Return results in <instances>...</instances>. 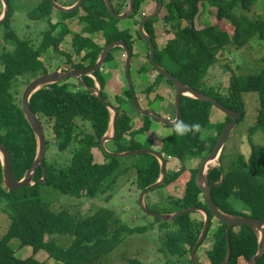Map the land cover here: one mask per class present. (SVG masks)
I'll return each mask as SVG.
<instances>
[{
    "label": "trees",
    "instance_id": "trees-1",
    "mask_svg": "<svg viewBox=\"0 0 264 264\" xmlns=\"http://www.w3.org/2000/svg\"><path fill=\"white\" fill-rule=\"evenodd\" d=\"M145 1L148 0H135L134 14L131 18L140 13L141 4ZM127 2L128 0H115L113 4L115 12L122 13L127 7ZM257 2L259 0H163L162 9H165L166 13L162 18L171 26L172 38L163 48L158 47L154 29L158 18L147 22L144 30L152 39L155 60L158 64L177 76L187 86L240 112L241 119L245 114L244 94L256 93L259 103L258 111L256 121L249 128V132L254 134L262 131L264 135V59L261 60L260 70L249 76L239 74L236 76L229 65L225 64L223 72H230L231 76L224 95L220 93L217 86H209L207 83L209 68L219 59L226 58L228 52L246 47L255 36L264 40L263 15L257 18H250L245 14L235 15L237 11L242 10L243 13L251 11ZM207 4L216 8L215 16L212 17L217 21L225 19L235 28L245 25L243 44L239 45L233 36L225 35L218 24L207 25L201 29L194 26V19L199 14V8ZM46 6L47 9L50 8L48 1ZM83 6L87 13L84 21L87 25L85 30L88 33L103 32L107 45L122 40L133 50L132 34L128 29L124 30L118 26L120 21L109 14L104 0H86ZM47 9L45 13H48ZM75 14L76 12H73L64 16L70 17ZM10 17L11 11L5 19V24ZM182 21L188 24L181 27ZM135 34L142 40L137 30ZM3 39L13 44V50L8 53L4 51L0 55L2 66L0 69V142L10 152L14 177L20 180L31 168L37 148L34 133L22 110L21 96L26 85L41 74L37 70L38 63L33 53L25 51L15 34L7 32ZM73 46L77 54L89 47L91 64L96 61L104 48L96 45L91 39L78 41L76 38H74ZM112 59L111 51L106 61L110 62ZM140 73H145V69L142 68ZM159 77L161 80L164 79L158 74L157 79L145 88L143 93L147 96L152 94L160 85ZM97 79L102 87L109 83V81L105 82L100 74ZM164 80L173 87L170 81ZM123 81L125 85L124 90L119 93L121 96H115L117 104L111 103L102 92L103 98L113 104L118 112L117 135L107 142L114 147L110 150L112 152L141 149L134 137L151 128V119L144 116L141 121L134 124L130 110L132 95L127 88L124 75ZM89 84H93L92 79L89 80ZM80 86L83 87L82 84L71 82L50 85L35 92L29 100L31 110L37 115L44 128L46 155L51 150L50 145L54 146L56 152L66 153V160L61 161L62 165L57 162L61 158L56 152L53 161H48L45 155L46 179L43 183L38 182L43 175L42 168H39L33 178L36 182L34 186L7 192L2 184L0 162V212L10 221L6 233L0 239V264H41L34 258L38 251L46 252L48 258L57 264H99L128 237L154 227V224L129 227L114 209L102 208V206L90 216L77 219L66 208L55 211L50 201H45V197L40 192V187L43 186L47 187L44 190H55L60 196L94 199L108 194L123 176L129 175L126 182L135 185L138 191L155 183L159 178L160 165L154 156L147 155L151 160L144 168H140L137 163L128 164L123 160L124 158L108 156L102 151L100 140L108 130L110 112L88 90L77 88ZM215 88L217 91H212ZM207 89L211 91V94L206 93ZM112 90L118 91L115 88ZM156 97L164 101L161 97ZM211 107L212 105L208 102L183 96L180 104V122L170 127L171 134L161 144L163 151L160 153L181 161L187 157L204 158L210 153L219 133L231 121L225 116L226 121L217 125L215 135L204 136V131L212 130ZM85 126H88L86 131ZM249 142V155L246 158L239 155L238 161L226 169L211 168L208 171V180L210 185L218 182L221 171H225L223 183L213 185L211 190L212 198L221 211L231 215L247 216L237 211L235 202L239 203V210H245L246 206L251 211L248 217L264 219V145L252 143L250 137ZM95 152H101L105 160L100 163L95 162ZM184 172V168L180 171L171 170L169 174L166 171L162 185H170L178 181ZM196 173L197 169H194L189 176H186L181 197L169 196L176 212L189 207L206 209L204 197L195 182ZM110 197L111 195L104 197V201L102 197L101 200L109 202ZM231 200L235 201L230 202ZM210 218H212L211 215ZM156 220L162 222L159 225L161 230H168L169 226L174 228L164 234V240L161 238L163 241L157 248L159 250L157 253L162 255L167 263L179 264L178 259L190 255L201 232L202 220H194L190 214L179 216L172 222H166L160 218ZM225 227L218 224L214 228L213 244L205 253L207 264H221L226 256ZM56 236H59L64 243L60 239L57 241ZM229 237L231 256L228 264H250V259L256 254L258 248L256 234L247 226H239L230 231ZM12 239H18L22 248L30 247L33 255L24 259L17 258L15 251L9 245ZM188 263L191 264V261L189 260ZM128 264L143 263L137 258H131ZM256 264H264V253Z\"/></svg>",
    "mask_w": 264,
    "mask_h": 264
},
{
    "label": "rangeland",
    "instance_id": "rangeland-1",
    "mask_svg": "<svg viewBox=\"0 0 264 264\" xmlns=\"http://www.w3.org/2000/svg\"><path fill=\"white\" fill-rule=\"evenodd\" d=\"M15 3V7L12 4V13L9 21L6 24L0 25V49L6 44L3 41L5 38L6 32H12L16 36H21L22 34H27L28 27L33 24L34 21H30L29 18H34L35 13H37V5L38 0H10L11 3ZM61 1V0H58ZM152 4H147L145 1L142 3V8L140 13L135 16V19L139 21L141 19V14H148L152 12V8L155 5V1L152 0ZM153 5V6H152ZM166 13L165 9H162L161 14H159L156 18H158L157 22L154 24V29L157 34L156 43L158 47L161 49L165 46L167 41L173 35L171 26L164 22L163 15ZM216 13V8L210 5L203 6L199 8V14L196 15L194 19V26L197 29H201L202 26L205 27L211 24H218L221 29L225 32V35L233 36L236 40L237 44H243L245 39L244 28L245 25H239L238 28L231 26V23L225 19L216 20L214 17ZM236 16L245 14L250 18H257L261 15L264 16V0H259L251 9V11L243 13L241 11L235 12ZM1 16V15H0ZM60 14L56 12H52V17H59ZM239 18V17H238ZM76 19V18H75ZM118 26L127 27L128 21L119 20ZM132 23L131 25H133ZM188 23L185 21L181 22V27L186 26ZM133 30V29H132ZM74 33V32H73ZM96 36L91 35V41L94 42L96 40ZM100 40V39H98ZM9 44V40L7 42ZM66 45H63L65 48ZM101 47H104V44H101ZM134 53L135 57L132 59L131 63V76L132 81L135 87V93H137V97L139 99L140 105L143 108H149L153 111L163 115L165 112L174 108V100L171 97H165L169 102L168 105L161 99H158L156 95L160 96V91L154 92L147 96L143 91L142 77L140 75H144L143 73L138 75L139 67L145 66L148 70L149 67L153 70L150 63L147 62L146 53H148V47L144 40H139L134 43ZM51 55V52L48 53ZM124 52L120 50L112 51V61L108 62L105 60L102 65V70L99 71L100 75L103 77L105 82H108L112 76V69L115 67L118 68L116 60H120L121 71L123 72L124 67ZM117 57V59H116ZM264 59V40L259 39L257 36L253 37L249 43H247L246 47L241 49H232L231 52L226 54V58L219 59L214 66L209 68V77L207 83L209 86H217L220 89V93L222 95L226 94V89L229 86V79L231 76L230 72H223V66L225 64L229 65L231 71L238 76H249L253 73H257L261 65V60ZM50 61V60H48ZM148 66V67H147ZM221 66V67H220ZM56 63H53V69H55ZM2 69V67L0 68ZM118 72V71H117ZM116 72V73H117ZM53 73V72H49ZM161 80V77H159ZM75 84V80L69 81ZM164 82V79L161 80L160 84ZM147 83V82H146ZM123 87L124 85L119 82ZM148 85L145 84V87ZM170 90L172 91V87L169 85ZM218 89V90H219ZM206 93L211 94V91L205 90ZM212 91H217V88ZM105 96L108 100L117 104L115 96H121L118 91L115 95L110 92L107 88L104 91ZM165 94V91H163ZM169 96V95H168ZM173 100V105L171 107V101ZM245 114L243 119L238 120L237 126L231 132L229 138L224 144V151L222 152V157L220 159V163L222 168L226 169L236 161H238L239 155L248 156L249 155V139L248 135L250 134L249 128L255 123L257 111H258V96L256 93H248L243 96ZM128 107V106H127ZM129 108V107H128ZM130 110L134 115H137L139 120L141 121L143 116L135 113L132 106H130ZM172 111V110H171ZM211 114V124L212 130L204 131V136H210L216 134L217 125L224 123L226 121L225 114L214 108L213 106L210 109ZM170 115V114H168ZM167 117V116H165ZM134 121V120H133ZM137 122V121H134ZM85 131L88 130V126H85ZM172 129L169 126H163L158 121L151 119V128L142 134H138L134 137V140L139 144L141 149H150L156 152L163 151V146L158 144H163L164 139L167 138L171 134ZM251 142L257 145H264V135L262 131H258L254 134H250ZM107 149L112 150L114 147L109 143L106 144ZM51 150L47 152L46 158L48 161H53L55 159V148L53 145L49 147ZM57 156L61 158L59 164H61L62 160H66V153H58ZM96 156V155H95ZM94 156V157H95ZM166 156V155H165ZM103 157V155H102ZM124 161L128 164L137 163L140 168H144L151 160L150 156L147 155H129L123 157ZM172 157L166 156V168L167 173L169 174L171 170L180 171L182 168L185 169V172L181 174L178 181L171 183V185H160L159 187L148 191L144 198V203L146 207L157 214H172L176 212L175 206L170 202L169 196L179 197L182 191L184 190V181L186 176L192 173L194 169H197L199 163L202 160V157L198 158H184L183 161L178 159H171ZM95 162L97 157L94 158ZM105 160L104 158H102ZM64 162V161H63ZM213 165L216 163L213 162ZM62 165V164H61ZM172 168V169H171ZM131 175V174H130ZM129 176V175H128ZM128 176L120 177L119 181L109 190L108 194L111 195L109 202H103L105 196H99L94 199L81 198L76 199L70 196H60V194L55 190H44L47 187L41 186L40 192H42L45 197V201H50V205L55 211L66 208L69 212H71L77 219L90 216L97 208H109L114 209L118 214L120 219L129 227H141V226H149L154 224L153 228L143 232L137 233L128 237L125 242H123L117 249L113 251L110 255L106 256L102 259L99 264H128L129 259L137 258L143 264H169L166 260L157 253L159 250L157 249L161 245V241L164 239V234L168 231L174 229L173 226H169L168 230H161L159 225L162 224L161 221L156 220V218L152 216H147L143 210L140 208L138 200L140 197V191L135 189V185L127 181ZM180 189V191H179ZM103 197V198H102ZM102 198V200H101ZM235 200H231L230 202H234ZM234 205L237 211L245 213L247 217L251 215V211L245 206V210H239V203H235ZM191 218L194 220H198L203 218V215L200 212H194L191 214ZM199 221V220H198ZM10 221L8 217L0 212V239L6 233L9 227ZM215 226L209 228L206 239L203 244L198 248L196 252V257L198 260L201 259L202 252L204 250V244L208 245L211 242L212 233L214 231ZM163 240H162V239ZM60 239L59 236H56V240ZM63 242L62 239H60ZM64 243V242H63ZM10 247L15 251V255L19 259H24L33 255V251L30 247L22 248L20 246V241L18 239H12L9 243ZM34 258L41 262V264H57L54 260L48 258V254L44 251H38ZM179 264H189L190 255L185 256L184 258L178 259ZM178 264V263H177Z\"/></svg>",
    "mask_w": 264,
    "mask_h": 264
},
{
    "label": "water",
    "instance_id": "water-1",
    "mask_svg": "<svg viewBox=\"0 0 264 264\" xmlns=\"http://www.w3.org/2000/svg\"><path fill=\"white\" fill-rule=\"evenodd\" d=\"M3 4L5 6L4 12L0 16V25H2L5 21L6 15L8 13V0H2ZM85 0H78L73 4L71 7H63L55 2V0H50L51 5L60 13L69 14L72 13L80 8L82 3ZM105 6L109 12V14L115 18L116 20H125L133 15L134 9H135V0H128L126 9L118 14L115 12L112 0H104ZM162 5L163 0H157L152 12L143 15V17L140 19L138 24V33L142 40H144L148 45V59L150 64L152 65V68L154 71L162 75L164 79L170 81L173 86V96H174V108H175V114L173 119H169L168 117H165L163 115H160L159 113L153 111L149 108H143L140 105L139 99L135 93V89L133 86L132 76L130 72L131 63H132V50L129 48V46L122 40L114 41L108 45H106L100 55L97 58V61L93 68H91L90 71H96L101 68V66L104 64L105 59L107 55L114 50L115 48H121L124 51V76L125 80L128 86V90L130 91L132 95V106L135 111V113L148 117L150 119L158 121L163 126H169L173 127L176 126L181 119V110H180V104H181V98L184 97H191L193 99L202 101V102H208L210 103L214 108L225 114L226 117H229L231 121L227 123L222 131L219 133L216 144L213 148V150L208 153L200 162L197 173L195 177V182L198 188L201 191L202 196L204 197V203L206 205V209L201 207H189L180 211H177L172 214H157L152 211H150L145 203L144 198L146 196V193L150 190H153L160 185H162L165 181L166 177V159L165 156L162 155L159 152L150 150V149H136V150H129L125 152H112L107 149L106 143L113 140L117 135V122H118V112L116 107L111 104L108 100L103 98L101 93V87L99 82H97V89L94 87H89V89L92 91L93 96H95L110 112V122L107 132L103 135V137L100 140V145L102 151L108 155L113 156L117 158H123L129 155H151L154 156L160 165V174L157 181L147 187H145L143 190L140 191V197L138 200L140 208L143 210V212L147 216H152L154 218H160L163 221L166 222H172L174 219H176L179 216H183L185 214H192L194 212H200L203 215L202 222L203 226L201 229V232L199 234V237L194 244L191 252H190V261L191 264H201L197 257L196 252L198 248L203 244V242L206 239L207 233L209 231V228H211V220L210 215L212 216L213 220L215 222L219 223L220 225H225V235H226V242H227V252L224 260L221 264H228L231 256V246H230V237L229 233L230 231L239 226H247L249 227L257 236L258 240V248L256 254L250 259V264H256L258 260L262 257L264 253V219H258L253 217H247V216H237V215H231L227 214L223 211H221L217 205L215 204L212 195L211 190L213 185H221L224 181V174L222 173L221 179L219 182L210 185L208 180V171L211 168L219 167L221 168V154L224 148V144L226 143L227 139L229 138L231 132L233 129L237 126L238 120L242 117V114L240 112H236L223 104L216 101L211 96H208L200 91L194 90L193 88L187 86L185 83H183L177 76L173 75L169 71H167L164 67L159 65L157 61L155 60V47L153 45L151 37L145 32L144 26L147 22L155 19L160 12L162 11ZM82 75H89L87 72H84V70H71L67 73H47L42 74L38 76L37 78L31 80L25 87L22 96H21V103H22V110L25 116V119L29 123L35 139H36V155L35 159L33 161V164L29 170L26 171L25 175L22 179L16 180L11 168V154L6 148V146L0 142V162H1V169H2V184L3 187L6 189L7 192H12L17 189L23 188V187H29L34 186L36 182L33 181L34 175L37 172L39 168H42L43 175L39 179L38 182L43 183L46 179V169L44 168V158L46 155V137L43 125L37 115L31 110L29 100L31 96L40 90L43 87L54 85V84H61L64 83L68 78H78L80 80V77ZM90 76L93 77L92 74ZM94 78V77H93ZM96 80V79H95ZM85 87L87 85L81 81L79 82ZM215 162L216 164L213 165L212 163ZM213 223V222H212Z\"/></svg>",
    "mask_w": 264,
    "mask_h": 264
},
{
    "label": "flooded vegetation",
    "instance_id": "flooded-vegetation-1",
    "mask_svg": "<svg viewBox=\"0 0 264 264\" xmlns=\"http://www.w3.org/2000/svg\"><path fill=\"white\" fill-rule=\"evenodd\" d=\"M47 1L50 5L49 9H47L48 7L46 6ZM77 1L78 0H61V1L55 0V2L57 4H59L63 7H71ZM85 1L82 3V5L80 6V8L78 10L74 11V12H76L75 15L68 17V16H64V13L58 12L51 5L50 0H38L37 13H35L34 18H29L30 21H34L33 24L28 27L27 34H22L21 36L17 35L16 37L18 38V40L20 41L21 45L23 46V48L25 49L26 52L33 53L35 61L38 63V66H37L38 69L37 70L39 71V73L41 75L44 74V72L47 74L49 72L67 73V72L74 70V69L75 70H84V72H87V74H89L88 76L82 75L80 77V80L78 78L77 79L68 78L64 83H70L69 81L75 80V84H81L79 82L83 81L87 85V87H85L83 85V87L80 86L77 88L78 89H85V90H88L90 93H92V91L89 89V87H91V88L94 87L95 89L98 88L96 83L99 82V80L97 78H98V75L100 74L99 71L102 70V66L100 69H98L96 71H90L91 68L94 67L97 59L93 64H91V59L89 57V54H90L89 47H86V49L82 50L79 54L75 53L74 46H73L74 38H76L78 41H81V40L91 39V35H94V36H96V38L100 39V40H98V39L94 40V43L96 45L101 47V44H104V47H105L107 44L105 43L103 32H97V33L90 34L85 30L86 26H87L85 21H84V16L87 15V13L84 9V6H83ZM114 1L115 0H112L113 4H114ZM148 1H152V0H148ZM15 3H16V1H14V3H11L10 0H8V13L6 15V18L8 17V14L10 13V11L12 13L11 7H12V4L15 7V5H14ZM45 9L48 10V13H45V11H46ZM4 10H5V6L3 4V1L0 0V12H1V14L4 12ZM53 11L56 13H59L60 16L58 18L52 17ZM132 16L125 19L126 21H128V24L126 25L127 27H120V28L124 29V30L128 29L129 33L132 34V36H133L132 46H133L136 41H139L141 39H138L136 34H135L136 30L138 31V25H136L138 20L135 19V17L131 18ZM142 17H143V15H142ZM139 21H140V19H139ZM139 21H138V24H139ZM132 23H134V24L131 25ZM3 24H5V21ZM4 43L6 45L3 46V44H2V46H1L2 48L0 49V55L4 51H6V53H8V52H12V50H13V44L11 42H9V44H8L7 42L4 41ZM63 45H66L65 48H63ZM146 45H147V43H146ZM147 47H148V45H147ZM115 50L123 51L122 49H114L112 51H115ZM49 52H51V55H48ZM132 52H133L132 59H134V57H135L134 46H133ZM146 57H147V62H148L149 61L148 53H146ZM48 60H50V61H48ZM53 63H56L55 69H53ZM148 63H150V62H148ZM1 67L2 66L0 65V68ZM90 74H92L94 78L92 76H90ZM112 77L113 76H111V78ZM90 79L93 80L92 85L89 84ZM164 82H166V81L164 80ZM99 84H100V82H99ZM126 85H127V83H126ZM133 86H134V84H133ZM100 87H101V93L107 88L112 93H114V91L111 89V87H108L107 83L104 87H102L100 84ZM127 88H128V86H127ZM248 136L251 137L250 134ZM249 137H248V139H249ZM222 173L225 175V171H221L220 179H221ZM215 183H217V182H214V184ZM210 220H211V223L213 222L212 224H210V226L212 228H213V226H215V227L218 226L219 223L215 222V220H213V218H210Z\"/></svg>",
    "mask_w": 264,
    "mask_h": 264
},
{
    "label": "crops",
    "instance_id": "crops-1",
    "mask_svg": "<svg viewBox=\"0 0 264 264\" xmlns=\"http://www.w3.org/2000/svg\"><path fill=\"white\" fill-rule=\"evenodd\" d=\"M153 3V1H147V4H152ZM15 5V4H14ZM153 6V5H152ZM154 8V7H153ZM153 8H152V10H153ZM202 28H203V26H202ZM156 33V32H155ZM156 36H157V34H156ZM171 38H172V36H171ZM170 38V39H171ZM158 42H159V40H157ZM137 42V41H136ZM135 42V43H136ZM134 46V45H133ZM125 57V56H124ZM124 57L122 56V58L124 59ZM116 59H117V57H116ZM125 60V59H124ZM116 63L117 64H119L118 65V68L117 67H115L114 66V68L112 69V78L109 80V83H108V87H111V89L112 88H115V89H118V91H122V90H124V87L121 85V84H119V82L120 83H122L123 85H125V82L123 81V75H124V67H123V72L120 70L121 69V65H120V60H116ZM123 64H124V62H123ZM148 67V66H147ZM142 68H144L145 69V73H143L144 75H140L143 79H142V84H143V88H141L142 90L141 91H143L145 88H147L150 84H152L156 79H157V73L154 71V70H151L150 69V67H149V69L147 70L146 68H145V66H140L139 67V69H138V75L139 74H141L140 73V70L142 69ZM118 71V72H117ZM117 72V73H116ZM148 83V85L145 87V84H147ZM135 89V88H134ZM172 89V91L170 90V88H169V85L166 83V82H163V83H161L156 89H155V91H153V93L154 92H157V91H160L159 93H160V96L159 95H156V96H159V97H161L163 100H164V102L166 103V105H168L169 103H167V102H169L165 97H171L173 100H174V96H173V88H171ZM118 91H116V92H114L113 94L115 95ZM163 91H165V94H163ZM111 92V91H110ZM119 92V93H120ZM152 93V94H153ZM169 95V96H168ZM165 96V97H164ZM172 99H170V101H171V107H172V105H173V100ZM172 110V111H171ZM171 110H169V111H167V112H165L164 114H163V116H167L169 119H173L174 118V114H175V108H171ZM134 111V110H133ZM168 114H170V115H168ZM131 116H132V119L134 120V121H137V122H134V124L135 123H138L140 120H139V118L137 117V115H134L132 112H131ZM158 145H161V144H158ZM95 157H97V159H96V162L97 163H100L101 161H103V157H102V154H101V152H95ZM171 159H176V158H174V157H172ZM172 169V168H171ZM187 176H189V175H187ZM171 185V184H170ZM185 187V186H184ZM179 191H180V189H179ZM182 195V194H181ZM181 195H179V197H181ZM175 197V196H174ZM199 221L201 220V218L200 219H198ZM214 227V226H213ZM212 244H213V239L211 238V242L210 243H208V245L206 244H204V250H203V252H202V255H201V259L200 260H198L201 264H207V260L205 259V253H206V250L207 249H209L211 246H212Z\"/></svg>",
    "mask_w": 264,
    "mask_h": 264
},
{
    "label": "bare ground",
    "instance_id": "bare-ground-1",
    "mask_svg": "<svg viewBox=\"0 0 264 264\" xmlns=\"http://www.w3.org/2000/svg\"><path fill=\"white\" fill-rule=\"evenodd\" d=\"M47 87V86H46Z\"/></svg>",
    "mask_w": 264,
    "mask_h": 264
}]
</instances>
